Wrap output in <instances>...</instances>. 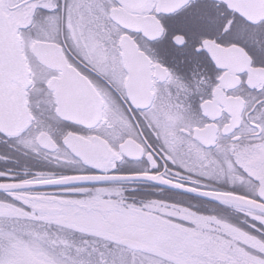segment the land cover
Wrapping results in <instances>:
<instances>
[{
  "label": "snow or ice",
  "instance_id": "obj_1",
  "mask_svg": "<svg viewBox=\"0 0 264 264\" xmlns=\"http://www.w3.org/2000/svg\"><path fill=\"white\" fill-rule=\"evenodd\" d=\"M0 264H264V0H0Z\"/></svg>",
  "mask_w": 264,
  "mask_h": 264
}]
</instances>
